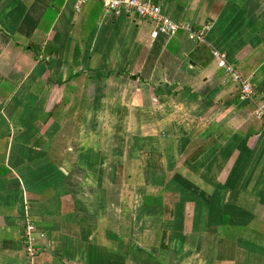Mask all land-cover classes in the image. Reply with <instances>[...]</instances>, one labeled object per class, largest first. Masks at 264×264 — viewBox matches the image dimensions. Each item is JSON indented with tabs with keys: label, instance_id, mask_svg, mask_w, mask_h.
I'll list each match as a JSON object with an SVG mask.
<instances>
[{
	"label": "crops",
	"instance_id": "0c3cea01",
	"mask_svg": "<svg viewBox=\"0 0 264 264\" xmlns=\"http://www.w3.org/2000/svg\"><path fill=\"white\" fill-rule=\"evenodd\" d=\"M161 3L0 0V264H264V0Z\"/></svg>",
	"mask_w": 264,
	"mask_h": 264
},
{
	"label": "built area",
	"instance_id": "2783aa9c",
	"mask_svg": "<svg viewBox=\"0 0 264 264\" xmlns=\"http://www.w3.org/2000/svg\"><path fill=\"white\" fill-rule=\"evenodd\" d=\"M84 2L85 0H79ZM101 3L102 8L109 15L136 16L144 19L151 26V36L163 34L172 36L180 30L188 31L197 41H206L207 26L199 31H192L190 23H178L165 12L161 0H96ZM213 55L218 60V65L223 67L229 74L232 82L238 90L240 99L254 104L253 115L257 119L264 120V104L254 100L255 91L248 78L241 73L227 60L224 52L214 49ZM22 235L25 241V250L28 256L39 253L41 241L45 238V231L34 223H27L23 227Z\"/></svg>",
	"mask_w": 264,
	"mask_h": 264
},
{
	"label": "rangeland",
	"instance_id": "374dc122",
	"mask_svg": "<svg viewBox=\"0 0 264 264\" xmlns=\"http://www.w3.org/2000/svg\"><path fill=\"white\" fill-rule=\"evenodd\" d=\"M98 2V1H97ZM100 6H101V3H100ZM102 7V6H101ZM171 17V16H170Z\"/></svg>",
	"mask_w": 264,
	"mask_h": 264
},
{
	"label": "trees",
	"instance_id": "16d2710c",
	"mask_svg": "<svg viewBox=\"0 0 264 264\" xmlns=\"http://www.w3.org/2000/svg\"><path fill=\"white\" fill-rule=\"evenodd\" d=\"M3 173H4V170H3Z\"/></svg>",
	"mask_w": 264,
	"mask_h": 264
}]
</instances>
